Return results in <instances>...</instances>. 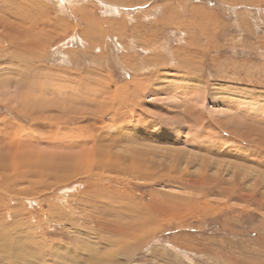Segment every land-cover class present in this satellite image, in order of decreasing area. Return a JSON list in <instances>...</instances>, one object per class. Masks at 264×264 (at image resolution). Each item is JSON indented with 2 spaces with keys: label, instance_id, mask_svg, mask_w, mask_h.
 Here are the masks:
<instances>
[{
  "label": "rangeland",
  "instance_id": "374dc122",
  "mask_svg": "<svg viewBox=\"0 0 264 264\" xmlns=\"http://www.w3.org/2000/svg\"><path fill=\"white\" fill-rule=\"evenodd\" d=\"M1 22L0 264H264V0H0Z\"/></svg>",
  "mask_w": 264,
  "mask_h": 264
},
{
  "label": "bare ground",
  "instance_id": "6f19581e",
  "mask_svg": "<svg viewBox=\"0 0 264 264\" xmlns=\"http://www.w3.org/2000/svg\"><path fill=\"white\" fill-rule=\"evenodd\" d=\"M63 1V0H62ZM16 3V2H15ZM17 3H19L18 1H17ZM20 4V3H19ZM32 1H31V6H32ZM18 5V4H17ZM20 6V5H19ZM21 6L24 8L25 7V4H21ZM17 10V9H16ZM24 10V9H23ZM27 12V11H26ZM3 13V12H2ZM16 13H19V12H16ZM15 13V14H16ZM43 14V13H42ZM39 16V15H38ZM50 19V18H49ZM180 23V22H179ZM175 24V23H174ZM181 24V23H180ZM34 25V26H33ZM33 25H31L30 24V28L28 27V28H26V29H34L35 28V22L33 21ZM18 26V25H17ZM55 26V25H54ZM53 26V27H54ZM10 27H12L11 25H3V22H1V24H0V28L2 29V31H0V33L1 34H7L8 32H10L11 30H13L14 28L12 27V28H10ZM24 27L22 28L21 26H18V28L17 29H15V34L17 33V36L18 35H20V34H22V35H25V36H29L31 33H26L25 32V30H26ZM51 31H53V28L51 29ZM14 32V31H13ZM91 33V32H90ZM10 34H12V35H9V36H11V37H13L14 39H15V37H17V36H14L15 34L14 33H10ZM14 34V35H13ZM8 35V34H7ZM92 35V34H91ZM22 37V36H21ZM24 37V36H23ZM40 37H41V35H40ZM19 38V37H18ZM10 39H12V38H10ZM21 39V38H20ZM25 40V39H24ZM40 40V39H39ZM26 43H28V45H30V46H37V44H35L36 43V41H33V40H31V39H26ZM25 43V44H26ZM25 44L23 45V46H21V48L23 49V50H26V47H25ZM16 45V44H15ZM40 45H42V43L40 44ZM17 47H20V46H17ZM16 47V48H17ZM36 48V47H35ZM40 48V47H39ZM27 51V50H26ZM142 81V80H141ZM141 83V82H140ZM126 91V90H125ZM137 91V90H136ZM126 93V92H125ZM123 95V94H122ZM121 95V96H122ZM128 95V94H127ZM111 98V97H110ZM123 100V99H122ZM85 103V102H84ZM88 103V102H87ZM113 103V102H112ZM117 105H118V108H119V106H120V104L118 103V102H115ZM124 103H126V102H124ZM193 103V102H192ZM80 104V103H79ZM201 104V103H200ZM71 105V104H70ZM81 105V104H80ZM126 105V104H125ZM193 105H195V104H193ZM44 106V105H43ZM123 107V106H122ZM122 107H120V109L122 108ZM189 108V107H188ZM74 109V108H73ZM76 109V108H75ZM250 109V108H249ZM119 110V109H118ZM78 111V110H77ZM121 111H122V109H121ZM124 111H126V110H124ZM123 111V112H124ZM256 111V110H255ZM225 112V111H224ZM251 112H253V111H251ZM122 113V112H121ZM182 113V112H181ZM254 113V112H253ZM122 114H125V113H122ZM129 114H132V113H129ZM208 115V114H207ZM45 116V115H44ZM257 116V115H256ZM51 117V116H50ZM123 117V116H122ZM251 117V116H250ZM193 118H195L194 116H193ZM223 118V117H222ZM225 118H227V116H225L223 119H224V121H225ZM229 118V117H228ZM230 120H231V118H229ZM232 120H235V119H232ZM219 121V120H218ZM222 121V120H221ZM229 121V120H228ZM237 121V120H236ZM225 122H227V119H226V121ZM224 122V123H225ZM49 123V122H48ZM228 123V122H227ZM227 123H225V124H227ZM238 123V122H237ZM224 124V125H225ZM153 125V124H152ZM221 125V124H220ZM233 125H234V123H233ZM237 125V124H236ZM241 125H242V123H241ZM240 125V126H241ZM247 125V124H246ZM223 126V125H222ZM222 126H220V127H222ZM226 126V125H225ZM235 126V125H234ZM238 126V125H237ZM129 127V126H128ZM219 127V126H218ZM228 127V126H227ZM236 127V126H235ZM239 127V126H238ZM237 127V128H238ZM248 127V126H247ZM224 128V127H223ZM256 128V127H255ZM255 128L253 129V130H255ZM231 129V128H230ZM248 129V128H247ZM226 130H228V129H226ZM251 129H249V131H250ZM159 131V130H158ZM242 131V130H241ZM78 132V131H77ZM132 132V131H131ZM197 132H198V130H197ZM227 132V131H226ZM246 132V131H245ZM244 132V133H245ZM72 134V133H71ZM76 135V134H75ZM131 135V134H130ZM241 136V135H240ZM66 137V136H65ZM188 139V138H187ZM187 139H185V141H187ZM189 139H191V138H189ZM188 139V140H189ZM242 140V139H241ZM261 140V139H260ZM263 141V140H262ZM95 142V141H94ZM62 144V143H61ZM60 144V145H61ZM70 145V144H69ZM68 145V146H69ZM230 152H232V151H230ZM236 153V152H235ZM235 153H234V155H235ZM225 154V153H224ZM12 155V154H11ZM227 155H228V153H227ZM237 155V154H236ZM239 159H240V157H239ZM234 161V160H233ZM12 162V161H11ZM259 164V163H258ZM242 166V165H241ZM1 169V168H0ZM252 169V168H251ZM3 172H5V170L3 171ZM8 173V172H7ZM11 173V172H10ZM2 174V173H1ZM29 174V173H28ZM87 174V173H86ZM64 178V177H63ZM18 179V178H17ZM77 180V179H76ZM90 180V179H89ZM89 180H87V181H89ZM260 186V185H259ZM37 198V197H36ZM58 200H60V199H58ZM149 206V205H148ZM152 208V207H151ZM148 211V210H147ZM58 212V211H57ZM142 213H143V215H142V217H140V219H143V222L144 223H146V224H155V223H152V219H149L148 218V215H149V213H150V215H153V214H156L155 216L157 217V216H162L163 214V212H162V209L161 208H158V207H156L155 209H152L151 211H149V212H143V210L141 211ZM145 214H146V217H145ZM149 215V216H150ZM5 221V218L4 217H0V222H4ZM127 228L130 230L131 228L133 229V226H132V223L131 222H128V224H127ZM8 229H10V228H8ZM8 229H6V228H2V231L0 232V239H1V237L2 236H4V232L5 231H7ZM13 229V228H12ZM131 229V230H132ZM142 229V228H141ZM141 229H138V230H135V231H140ZM14 230V229H13ZM130 230V231H131ZM13 233H14V231H12ZM123 233V232H122ZM121 233V234H122ZM131 234L130 233H128L127 235L125 234L123 237H128L129 238V236H130ZM16 237H18L17 235H16ZM16 241V240H15ZM24 243V242H23ZM16 244H18V243H16ZM21 244V243H20ZM18 246H20V245H18ZM17 246V247H18ZM23 246V245H22ZM14 247V246H13ZM17 249V248H16ZM26 249V248H25ZM8 250L7 249H5L4 250V252H7ZM9 251H10V249H9ZM19 251H21L20 249H19ZM14 255V254H13ZM21 255V254H20ZM28 255V254H27ZM22 257V256H21ZM15 258V257H14Z\"/></svg>",
  "mask_w": 264,
  "mask_h": 264
}]
</instances>
